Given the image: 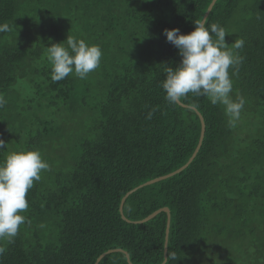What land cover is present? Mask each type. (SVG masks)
Returning a JSON list of instances; mask_svg holds the SVG:
<instances>
[{"label": "trees", "instance_id": "1", "mask_svg": "<svg viewBox=\"0 0 264 264\" xmlns=\"http://www.w3.org/2000/svg\"><path fill=\"white\" fill-rule=\"evenodd\" d=\"M212 0H0V163L39 151L40 173L19 213L26 223L0 240V264H95L123 250L132 264H264V0H217L207 26L245 41L230 97L245 100L228 126L224 106L191 93L201 124L165 99L166 67L181 57L163 34L195 30ZM68 36L99 45L100 67L86 79H51L47 47ZM151 113V118H149ZM98 264H128L111 252Z\"/></svg>", "mask_w": 264, "mask_h": 264}, {"label": "clouds", "instance_id": "2", "mask_svg": "<svg viewBox=\"0 0 264 264\" xmlns=\"http://www.w3.org/2000/svg\"><path fill=\"white\" fill-rule=\"evenodd\" d=\"M194 24L195 30L186 35L180 34L179 29L164 30L167 42L178 49L181 57L178 67H166L167 75L162 82L165 99L169 104H176L189 93L207 97L212 105L224 106L228 126L235 127L246 102L243 97H238L237 101L231 99L233 81L229 69H233V75L238 71L243 57L233 49H242L245 41L237 38L229 47L225 42L229 33L224 27L214 23L209 28L206 19L196 20ZM8 29L7 24L0 25V32ZM66 44L67 47L64 43L47 47L53 82L72 74L83 80L100 67L102 50L99 45H89L72 36H68ZM6 103L0 94V108ZM5 146L0 140V149ZM48 169L39 151L13 152L0 163V240L14 238L20 226L26 223V217L19 213L29 207L27 193L34 181L41 179L40 173ZM3 251L0 248V254Z\"/></svg>", "mask_w": 264, "mask_h": 264}, {"label": "water", "instance_id": "3", "mask_svg": "<svg viewBox=\"0 0 264 264\" xmlns=\"http://www.w3.org/2000/svg\"><path fill=\"white\" fill-rule=\"evenodd\" d=\"M217 0H212L210 2V4L208 5L203 17L201 20H204V19H207L210 11L212 10L214 4L216 3ZM178 105H180L181 107H184V108H188L192 111H194L198 118H199V121H200V124H201V129H200V135H199V139H198V143H197V146L195 148V150L193 151L191 157L189 158V160L187 161V163L185 165H183L181 168L177 169L176 171L170 173V174H167V175H164V176H161V177H158V178H155L153 180H150V181H147L141 185H139L138 187L130 190L129 192H127L123 198L121 199V202H120V206H119V213L122 217V219L126 222H129L124 216H123V209H122V206L125 202V200L127 199V197L132 194L133 192H135L136 190L140 189V188H143L145 186H148L150 184H153L155 182H158V181H161V180H164V179H167V178H170L174 175H177L179 174L180 172H182L192 161L193 159L195 158V156L197 155L198 151H199V148L202 144V141H203V138H204V133H205V124H204V120H203V117L201 116V114L197 111V109L195 107H192V106H188V105H184L182 104L181 102H178L177 103ZM161 212H164L166 214V217H167V221H166V229H165V239H164V249H163V262L161 264H165L166 260H167V241H168V234H169V226H170V211L168 208H161L153 213H151L150 215H148L146 218L142 219V220H139V221H134L132 223L134 224H142V223H145L151 219H153L157 214L161 213ZM111 252H121L124 254L125 256V259L126 261L128 262V264H132L129 260V255L123 251V250H120V249H117V250H110L102 255H100L97 260H96V263L95 264H98L99 261L104 257L106 256L108 253H111Z\"/></svg>", "mask_w": 264, "mask_h": 264}]
</instances>
